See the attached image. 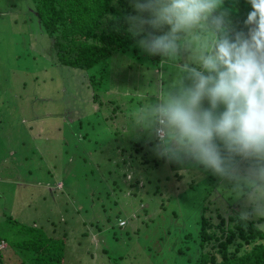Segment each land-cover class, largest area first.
Instances as JSON below:
<instances>
[{
  "label": "rangeland",
  "instance_id": "obj_1",
  "mask_svg": "<svg viewBox=\"0 0 264 264\" xmlns=\"http://www.w3.org/2000/svg\"><path fill=\"white\" fill-rule=\"evenodd\" d=\"M224 8L233 12L228 19L237 18L231 25L245 24L252 10L248 0H224ZM31 11L30 0H0V237L6 251L20 223L46 227L54 220L57 230L67 229L64 264H181L174 250L183 234L194 232L202 203L243 208L231 185L211 171L159 157L156 140L136 124L138 111L175 85L185 64L197 66L192 53L155 64L151 53L140 52L142 64L122 68L112 88L97 92L103 105L96 109L84 71L53 63L50 40ZM112 104L122 112L110 119ZM132 142L139 143L133 158L145 153L152 166L146 175L140 159L132 164L120 148ZM115 163L109 176L106 169ZM119 173L124 182L138 177L134 191L115 190L110 180Z\"/></svg>",
  "mask_w": 264,
  "mask_h": 264
},
{
  "label": "clouds",
  "instance_id": "obj_2",
  "mask_svg": "<svg viewBox=\"0 0 264 264\" xmlns=\"http://www.w3.org/2000/svg\"><path fill=\"white\" fill-rule=\"evenodd\" d=\"M248 2L246 33L230 28L224 0H130L126 17L141 50L172 60L189 51L197 65L185 64L136 124L159 157L227 181L242 221L264 218V0Z\"/></svg>",
  "mask_w": 264,
  "mask_h": 264
},
{
  "label": "trees",
  "instance_id": "obj_3",
  "mask_svg": "<svg viewBox=\"0 0 264 264\" xmlns=\"http://www.w3.org/2000/svg\"><path fill=\"white\" fill-rule=\"evenodd\" d=\"M30 5L32 11L29 16H37L41 28L50 40L54 54L53 63L84 71L85 87L91 90L90 101H96V109L103 105L96 97L97 92L113 87L117 76L115 73H119L122 68L131 69L133 65L136 68L138 64H142L139 57L144 50L136 45L137 42L127 31L126 17L134 14L130 0H30ZM232 14L233 12L229 13V16ZM236 19L232 16L229 20ZM231 26L233 31H247L245 24L234 23ZM149 58L157 64L163 56L156 53ZM119 60L122 65L118 66ZM15 97L20 98L19 95ZM115 110L121 111L116 104H112L110 119ZM79 121L82 122V119L79 118ZM136 145L139 143H122L120 147L130 156L132 164L137 160L132 155L137 152ZM102 154L103 150L99 155ZM108 159L110 157L105 160ZM139 159L141 166L144 165L143 171L146 175L152 166L149 165L145 153L139 155ZM103 162L101 166H104ZM115 164L106 169L109 176L113 168L118 166ZM124 174L119 173L112 177L111 184L113 183L116 191L124 187L134 191L138 177L124 182ZM153 192H158L157 187ZM239 213L233 208L223 211L202 203L194 221V232L181 236L182 243L175 248L174 259H178L181 264H264V226L259 225L264 222V218L242 221ZM10 222L17 221L10 219ZM39 224L36 225L31 220L29 224L20 223L19 227H15V234L8 242L11 243L9 252L6 251L8 248L4 238L0 237V243L4 242V246L0 247V264H64L62 254L65 249L64 241L66 243L67 240V229L57 230L54 220H48L46 227L43 223ZM83 224L85 225L84 222ZM84 234L83 230L80 240ZM76 244L81 246L82 243L77 241ZM70 249L68 247L66 251ZM117 262L114 260L112 264Z\"/></svg>",
  "mask_w": 264,
  "mask_h": 264
},
{
  "label": "built area",
  "instance_id": "obj_4",
  "mask_svg": "<svg viewBox=\"0 0 264 264\" xmlns=\"http://www.w3.org/2000/svg\"><path fill=\"white\" fill-rule=\"evenodd\" d=\"M120 224H122V222H120Z\"/></svg>",
  "mask_w": 264,
  "mask_h": 264
}]
</instances>
